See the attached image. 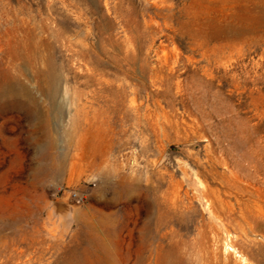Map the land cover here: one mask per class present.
<instances>
[{
	"label": "rangeland",
	"instance_id": "obj_1",
	"mask_svg": "<svg viewBox=\"0 0 264 264\" xmlns=\"http://www.w3.org/2000/svg\"><path fill=\"white\" fill-rule=\"evenodd\" d=\"M255 1L0 0V264H128L127 181L132 225L172 182L184 222L224 174L264 199Z\"/></svg>",
	"mask_w": 264,
	"mask_h": 264
},
{
	"label": "bare ground",
	"instance_id": "obj_2",
	"mask_svg": "<svg viewBox=\"0 0 264 264\" xmlns=\"http://www.w3.org/2000/svg\"><path fill=\"white\" fill-rule=\"evenodd\" d=\"M250 1L258 3L255 0H238V3L246 6ZM254 3L251 22L249 19L242 22L237 31L240 37L264 32V0L259 14ZM220 179L223 191L203 192L206 221H183L182 209L187 208L185 201L190 196L188 190L183 192L179 183L172 182L163 190L159 189L161 186L156 188L153 199H143L141 206L146 216L142 220L138 208L133 225L130 222L132 202L142 200L133 197L138 184L126 180L128 264L131 261L132 264H264V199L226 174ZM138 224L141 226L135 231ZM190 233L189 240L184 239ZM134 245L137 248L133 257Z\"/></svg>",
	"mask_w": 264,
	"mask_h": 264
},
{
	"label": "built area",
	"instance_id": "obj_3",
	"mask_svg": "<svg viewBox=\"0 0 264 264\" xmlns=\"http://www.w3.org/2000/svg\"><path fill=\"white\" fill-rule=\"evenodd\" d=\"M74 196H76V194H74Z\"/></svg>",
	"mask_w": 264,
	"mask_h": 264
}]
</instances>
